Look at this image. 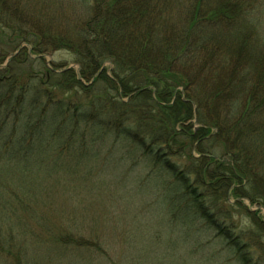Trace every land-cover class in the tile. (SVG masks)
<instances>
[{
  "label": "trees",
  "instance_id": "1",
  "mask_svg": "<svg viewBox=\"0 0 264 264\" xmlns=\"http://www.w3.org/2000/svg\"><path fill=\"white\" fill-rule=\"evenodd\" d=\"M68 1L70 9L62 0H0L1 52L25 44L40 57L29 77L18 75L28 52L25 64L15 57L0 69L2 259L30 263L16 230L62 176L71 179L64 187L81 189L92 173L131 160L196 251L214 233L241 264H264V222L243 205L264 200L260 0ZM60 50L74 55L78 73L46 67L41 57ZM236 208L248 225H232ZM37 221L62 250L94 252L95 238Z\"/></svg>",
  "mask_w": 264,
  "mask_h": 264
},
{
  "label": "rangeland",
  "instance_id": "2",
  "mask_svg": "<svg viewBox=\"0 0 264 264\" xmlns=\"http://www.w3.org/2000/svg\"><path fill=\"white\" fill-rule=\"evenodd\" d=\"M62 1L70 9L71 2ZM258 3V8L264 10V0ZM57 5L60 6L59 3ZM258 19L264 31V14ZM26 52L30 54L32 61L25 64V57L22 58L21 54ZM0 57V69L14 65L10 62L15 57L25 64L18 73L20 78L29 77L30 73L33 74L40 68L35 62L40 57L33 54L32 48L25 44L12 51L1 52L0 49ZM41 58L50 71L73 69L78 73L80 70L74 55L67 50L47 53ZM105 66L111 67L109 63ZM46 75L50 77L49 74ZM262 119L261 115L257 122ZM108 155L109 148H105L99 159L103 160ZM221 156L220 153L218 157ZM120 157L122 154L115 158ZM228 158L223 160L228 163ZM124 161L127 162L124 169L113 170L97 178H93L92 173L84 182V188L64 187L65 183L71 182L67 175L61 177L59 185L48 189L46 203L38 205L36 214L28 218L24 227L18 226L15 233L18 246L16 250L21 249L29 256V264H241L233 252L224 249L218 238L215 240L214 233H204L203 250L196 251L192 236L187 237L184 229L177 231L180 226L172 223V215L161 200V192L156 188L151 189L150 177L142 163L130 171L132 161ZM5 196L8 201L13 199L12 195ZM230 200L231 203L237 201L233 196H230ZM243 205L264 222V200L255 204L245 200ZM38 217H43L45 223L52 229L55 228V231H66L64 228L68 227L74 233L82 235L83 239L95 238L94 252L74 253L62 250L53 244L52 233H46L47 228H43L42 223H37ZM233 220L232 225L237 228L249 224L241 209L233 212ZM0 257V264H6Z\"/></svg>",
  "mask_w": 264,
  "mask_h": 264
}]
</instances>
